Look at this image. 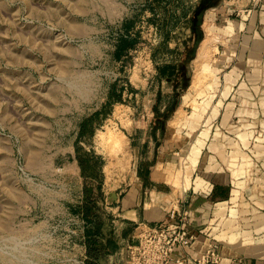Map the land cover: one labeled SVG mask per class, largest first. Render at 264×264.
<instances>
[{"label": "rangeland", "instance_id": "1", "mask_svg": "<svg viewBox=\"0 0 264 264\" xmlns=\"http://www.w3.org/2000/svg\"><path fill=\"white\" fill-rule=\"evenodd\" d=\"M240 1L209 11L215 31L187 24L171 38L152 18L154 0H0V264H70V189L77 204L83 184L70 156L89 159L105 196L124 186L135 155L151 154L140 146L151 136L152 110L181 95L191 118L204 108ZM122 38L130 45L118 56ZM178 46L180 66L170 52ZM110 136L126 142L123 153Z\"/></svg>", "mask_w": 264, "mask_h": 264}, {"label": "crops", "instance_id": "2", "mask_svg": "<svg viewBox=\"0 0 264 264\" xmlns=\"http://www.w3.org/2000/svg\"><path fill=\"white\" fill-rule=\"evenodd\" d=\"M222 1L211 3L202 14L200 29L206 34L215 31L210 19L216 15L209 11ZM153 3L152 18L163 20L160 35L172 38L177 26L192 24L200 0H190L191 7L185 0ZM159 3L168 4L159 10ZM236 7L243 14L225 24L226 46L213 63L204 108L191 118L181 95L173 110L167 111L166 105L152 110V124L146 125L151 136L140 146L149 147L151 154H136L124 186L104 194L116 193L105 207L111 215L106 237H113L117 247L101 264H127L133 227L155 224L168 210L184 206L190 207L191 230L197 234L192 254L212 242L222 251V264H264V0H241ZM184 48L170 50L179 66ZM70 158L78 164L74 155ZM70 196V264H83V184L77 204L71 189Z\"/></svg>", "mask_w": 264, "mask_h": 264}, {"label": "built area", "instance_id": "3", "mask_svg": "<svg viewBox=\"0 0 264 264\" xmlns=\"http://www.w3.org/2000/svg\"><path fill=\"white\" fill-rule=\"evenodd\" d=\"M189 206L172 208L155 224H138L126 246L127 264H222L220 247L209 242L199 254L189 249L197 238Z\"/></svg>", "mask_w": 264, "mask_h": 264}, {"label": "trees", "instance_id": "4", "mask_svg": "<svg viewBox=\"0 0 264 264\" xmlns=\"http://www.w3.org/2000/svg\"><path fill=\"white\" fill-rule=\"evenodd\" d=\"M218 1L219 0H200L192 17V25L195 29H200L202 14L206 8L210 6L211 3H217ZM129 45L130 40L128 38H122L117 44L115 51L116 55L120 56L121 53H124ZM189 57L191 59L192 54H190ZM175 97L171 105L167 104V111L173 110L176 106L178 97ZM94 117L95 115L92 114L84 118L80 124L78 135L83 136L87 132ZM76 159L81 167L84 180V200L81 206V213L86 222V258L83 264H101L100 260L108 253L114 251L117 247V242L113 237H106V222L109 221L111 215L105 213V196L101 188V183L90 172L89 159L79 154L76 155ZM93 180L96 182L95 184Z\"/></svg>", "mask_w": 264, "mask_h": 264}, {"label": "bare ground", "instance_id": "5", "mask_svg": "<svg viewBox=\"0 0 264 264\" xmlns=\"http://www.w3.org/2000/svg\"><path fill=\"white\" fill-rule=\"evenodd\" d=\"M215 34L213 33L212 35H210L211 37H210V39L211 38H217L216 36H214ZM213 41V40H212ZM207 50H209V45H208V43H206L205 45H203V48H202V51H201V53L202 54H205V53H207ZM207 55V54H206ZM198 73V72H197ZM200 73V72H199ZM197 80H199V78H198V76H197ZM113 135V134H112ZM116 136V135H115ZM115 136H110L109 137V140H108V143L110 144V146L115 150V152H120L121 151V153H123L122 152V150L124 149V143H126V142H124L123 140H121V139H118V138H116ZM105 141V140H104ZM126 152V151H125ZM127 153V152H126ZM116 154V153H115ZM125 154V153H124ZM114 155V154H113ZM117 155H118V153H117ZM117 155H116V157H117ZM125 156V155H124ZM119 157V156H118ZM125 158V157H124ZM124 158H122V159H124ZM121 160V159H120ZM119 160V161H120ZM126 161V160H125ZM122 162V161H121ZM120 164V163H119ZM119 164H117V165H119ZM124 164V163H123ZM127 165H129L128 163H127ZM126 165V166H127ZM121 166H123V165H121ZM124 168V167H123Z\"/></svg>", "mask_w": 264, "mask_h": 264}, {"label": "water", "instance_id": "6", "mask_svg": "<svg viewBox=\"0 0 264 264\" xmlns=\"http://www.w3.org/2000/svg\"><path fill=\"white\" fill-rule=\"evenodd\" d=\"M110 198H116V193L115 192H112L110 195H109Z\"/></svg>", "mask_w": 264, "mask_h": 264}]
</instances>
